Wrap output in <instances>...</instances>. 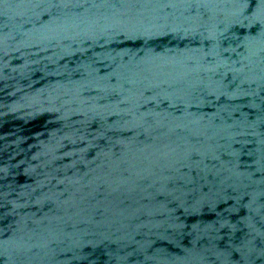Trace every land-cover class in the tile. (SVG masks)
<instances>
[{"label":"water","instance_id":"obj_1","mask_svg":"<svg viewBox=\"0 0 264 264\" xmlns=\"http://www.w3.org/2000/svg\"><path fill=\"white\" fill-rule=\"evenodd\" d=\"M0 264H264V0H0Z\"/></svg>","mask_w":264,"mask_h":264}]
</instances>
